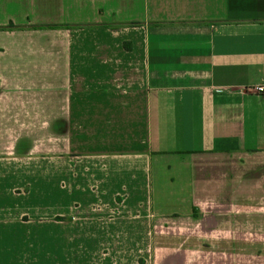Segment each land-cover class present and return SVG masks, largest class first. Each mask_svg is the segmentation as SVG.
<instances>
[{
	"label": "crops",
	"instance_id": "crops-1",
	"mask_svg": "<svg viewBox=\"0 0 264 264\" xmlns=\"http://www.w3.org/2000/svg\"><path fill=\"white\" fill-rule=\"evenodd\" d=\"M261 84L264 0H0V264H264Z\"/></svg>",
	"mask_w": 264,
	"mask_h": 264
},
{
	"label": "built area",
	"instance_id": "built-area-1",
	"mask_svg": "<svg viewBox=\"0 0 264 264\" xmlns=\"http://www.w3.org/2000/svg\"><path fill=\"white\" fill-rule=\"evenodd\" d=\"M254 90L259 93L264 92V84L254 86Z\"/></svg>",
	"mask_w": 264,
	"mask_h": 264
},
{
	"label": "trees",
	"instance_id": "trees-1",
	"mask_svg": "<svg viewBox=\"0 0 264 264\" xmlns=\"http://www.w3.org/2000/svg\"><path fill=\"white\" fill-rule=\"evenodd\" d=\"M7 27L8 28H14L15 26L13 24H9Z\"/></svg>",
	"mask_w": 264,
	"mask_h": 264
}]
</instances>
